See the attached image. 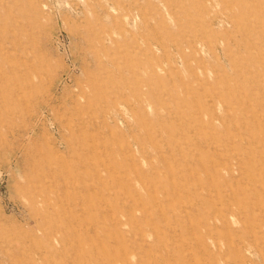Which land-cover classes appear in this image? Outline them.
<instances>
[{
  "label": "rangeland",
  "instance_id": "374dc122",
  "mask_svg": "<svg viewBox=\"0 0 264 264\" xmlns=\"http://www.w3.org/2000/svg\"><path fill=\"white\" fill-rule=\"evenodd\" d=\"M0 264H264V0H0Z\"/></svg>",
  "mask_w": 264,
  "mask_h": 264
}]
</instances>
